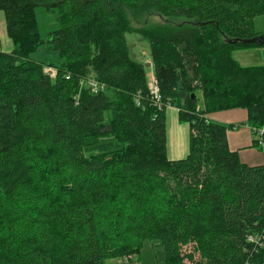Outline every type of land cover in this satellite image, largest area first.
<instances>
[{
	"label": "trees",
	"instance_id": "obj_1",
	"mask_svg": "<svg viewBox=\"0 0 264 264\" xmlns=\"http://www.w3.org/2000/svg\"><path fill=\"white\" fill-rule=\"evenodd\" d=\"M39 6L58 12L47 39ZM1 12L14 47L0 48V264H133L146 243L161 264H264V163L243 162L234 124L207 116L245 108L264 149V64L233 56L264 48V0H0ZM128 32L150 42L151 79ZM44 44L62 60L34 59ZM169 106L189 123L182 158Z\"/></svg>",
	"mask_w": 264,
	"mask_h": 264
},
{
	"label": "rangeland",
	"instance_id": "obj_2",
	"mask_svg": "<svg viewBox=\"0 0 264 264\" xmlns=\"http://www.w3.org/2000/svg\"><path fill=\"white\" fill-rule=\"evenodd\" d=\"M38 17L39 30L43 38L47 39L49 37V32L58 26V12L57 10H47L44 6H39L36 9ZM156 18H153V22H157ZM255 26L257 30H264V15L258 16L255 20ZM6 22L3 12H1L0 17V38L2 39V45L0 48L4 50H11L12 46L3 35V30L7 32ZM2 35V36H1ZM8 37V36H7ZM127 39L130 49L131 56L144 63L147 68V76L151 79L154 76V66L152 65L151 58V47L150 42L143 35L136 32H128ZM14 47V43H13ZM233 56L239 60L243 65H254V64H264V48H250L236 50ZM32 57L38 61H42L46 64L60 62L59 52L49 48L47 44L42 45L35 51ZM150 63V64H148ZM48 73L55 76L57 71L53 67H48L46 69ZM98 83V82H97ZM99 85V84H98ZM210 113L207 114L213 120L217 121V116L236 118L234 121H224L229 119L219 120L227 124H234V127L228 128V139L232 144L231 149L234 150L235 147L239 146V141L241 139L245 140L246 145L241 147V160L249 164H262L264 163V149L261 145H252L254 139L259 136L253 131V128L247 124L248 114L245 108H233L228 110H223L217 114ZM167 128H168V146L171 157L182 158L188 154L189 151V123L185 121H180L178 119V110L175 107L169 106L167 109ZM249 140V141H248ZM243 142V141H242ZM236 144H238L236 146ZM244 144V143H243ZM239 151V149H238ZM240 152V151H239ZM191 244H186L184 247L185 251L191 250ZM164 259L163 247L160 245H152L146 243L142 252L140 261H136L133 264H161Z\"/></svg>",
	"mask_w": 264,
	"mask_h": 264
},
{
	"label": "crops",
	"instance_id": "obj_3",
	"mask_svg": "<svg viewBox=\"0 0 264 264\" xmlns=\"http://www.w3.org/2000/svg\"><path fill=\"white\" fill-rule=\"evenodd\" d=\"M0 17H1V14H0ZM6 30V29H5ZM260 31H264V30H260ZM2 34L3 35H6L7 34V32L6 31H4L3 30V32H2ZM2 36V35H1ZM8 34L6 35V38H7V40L9 41V43H10V45L12 46V49H13V41H12V39L8 36ZM3 39V37L1 38V40ZM3 44V43H2ZM11 49V50H12ZM4 50V49H3ZM6 51V50H5ZM7 51H10V50H7ZM219 112H222V111H219ZM219 112H216L215 114H217V113H219ZM211 118V117H210ZM216 119H219V120H222V119H229V120H224V121H234V120H236V118H227V117H221V116H217L216 117ZM248 139V138H247ZM247 139H245V140H243V139H241L240 141H239V143L238 144H240L239 146H237L238 144H236V146L237 147H235L234 149H239V154H240V156H241V147H242V145H246V143H248V142H245ZM243 141V142H242ZM249 141V140H248ZM244 143V144H243ZM229 144H230V146H232V144L229 142ZM242 157V156H241Z\"/></svg>",
	"mask_w": 264,
	"mask_h": 264
},
{
	"label": "bare ground",
	"instance_id": "obj_4",
	"mask_svg": "<svg viewBox=\"0 0 264 264\" xmlns=\"http://www.w3.org/2000/svg\"><path fill=\"white\" fill-rule=\"evenodd\" d=\"M90 77V76H89ZM88 78V77H87ZM86 78V79H87ZM89 80V79H88ZM91 83H92V85L94 86L93 88H94V90H96L97 88H98V83L96 82V81H94V80H92L91 81ZM87 85V84H86ZM211 119V118H210ZM260 135V134H259ZM260 138V137H259ZM261 139V138H260ZM259 143V142H258ZM128 259V258H127ZM135 263V262H134ZM136 264H138V263H136Z\"/></svg>",
	"mask_w": 264,
	"mask_h": 264
},
{
	"label": "built area",
	"instance_id": "obj_5",
	"mask_svg": "<svg viewBox=\"0 0 264 264\" xmlns=\"http://www.w3.org/2000/svg\"><path fill=\"white\" fill-rule=\"evenodd\" d=\"M152 92H157L158 88L156 86V79L151 83Z\"/></svg>",
	"mask_w": 264,
	"mask_h": 264
},
{
	"label": "water",
	"instance_id": "obj_6",
	"mask_svg": "<svg viewBox=\"0 0 264 264\" xmlns=\"http://www.w3.org/2000/svg\"><path fill=\"white\" fill-rule=\"evenodd\" d=\"M148 64H150V63H148Z\"/></svg>",
	"mask_w": 264,
	"mask_h": 264
}]
</instances>
